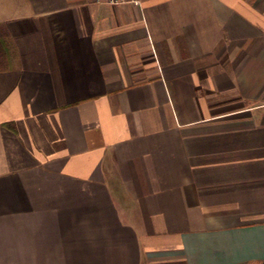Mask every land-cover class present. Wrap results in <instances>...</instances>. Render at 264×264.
Returning <instances> with one entry per match:
<instances>
[{
  "label": "crops",
  "instance_id": "0c3cea01",
  "mask_svg": "<svg viewBox=\"0 0 264 264\" xmlns=\"http://www.w3.org/2000/svg\"><path fill=\"white\" fill-rule=\"evenodd\" d=\"M0 264H264V0H0Z\"/></svg>",
  "mask_w": 264,
  "mask_h": 264
},
{
  "label": "built area",
  "instance_id": "2783aa9c",
  "mask_svg": "<svg viewBox=\"0 0 264 264\" xmlns=\"http://www.w3.org/2000/svg\"><path fill=\"white\" fill-rule=\"evenodd\" d=\"M98 3L106 2L114 6H128L135 5L139 6L142 4V0H96Z\"/></svg>",
  "mask_w": 264,
  "mask_h": 264
},
{
  "label": "trees",
  "instance_id": "16d2710c",
  "mask_svg": "<svg viewBox=\"0 0 264 264\" xmlns=\"http://www.w3.org/2000/svg\"><path fill=\"white\" fill-rule=\"evenodd\" d=\"M0 47H1V43H0ZM6 60L7 59H6L5 55H4V53L2 55V51L0 50V69H4L5 66L3 64L6 62Z\"/></svg>",
  "mask_w": 264,
  "mask_h": 264
}]
</instances>
